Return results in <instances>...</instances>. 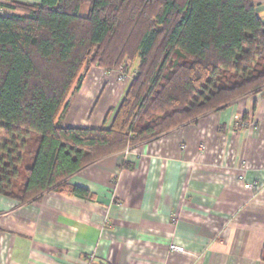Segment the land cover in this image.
Masks as SVG:
<instances>
[{"label": "trees", "instance_id": "trees-1", "mask_svg": "<svg viewBox=\"0 0 264 264\" xmlns=\"http://www.w3.org/2000/svg\"><path fill=\"white\" fill-rule=\"evenodd\" d=\"M0 5V194L22 203L52 190L87 198L67 183L84 167L264 87V22L254 0ZM136 61L110 126H63L92 67L128 72Z\"/></svg>", "mask_w": 264, "mask_h": 264}, {"label": "crops", "instance_id": "crops-1", "mask_svg": "<svg viewBox=\"0 0 264 264\" xmlns=\"http://www.w3.org/2000/svg\"><path fill=\"white\" fill-rule=\"evenodd\" d=\"M10 1L40 2L0 3ZM254 2L264 22V0ZM129 86L119 71L92 67L63 126H110ZM67 183L90 195L52 190L22 203L0 194V264H264V87Z\"/></svg>", "mask_w": 264, "mask_h": 264}, {"label": "built area", "instance_id": "built-area-1", "mask_svg": "<svg viewBox=\"0 0 264 264\" xmlns=\"http://www.w3.org/2000/svg\"><path fill=\"white\" fill-rule=\"evenodd\" d=\"M6 13H7V10L3 6L0 5V14L3 15V14H6ZM119 73H120L121 80L126 79V77H128V76L133 79L136 76L137 71L132 72L130 74H123V73H125V71H124L123 68H121L119 70ZM240 118H241L240 116H235L234 120H235V125L236 126H238L240 124V126L243 127V126H247V125L250 124L249 122L239 123L240 122ZM240 178H242V177H240ZM245 187L246 188H252L253 185H251V184H245ZM170 250L171 251H183L182 248L177 247V246H174V245H172L170 247Z\"/></svg>", "mask_w": 264, "mask_h": 264}, {"label": "rangeland", "instance_id": "rangeland-1", "mask_svg": "<svg viewBox=\"0 0 264 264\" xmlns=\"http://www.w3.org/2000/svg\"><path fill=\"white\" fill-rule=\"evenodd\" d=\"M137 68V67H136ZM134 69V68H132V66L131 65H129V71L128 72H125V73H123V74H130V73H132V72H135V70H137V69ZM121 69V68H120ZM120 69H117V71H119ZM120 74V73H119ZM126 79H128V80H130V82H131V80H132V78H130L129 76L128 77H126ZM128 84H129V82H127Z\"/></svg>", "mask_w": 264, "mask_h": 264}]
</instances>
